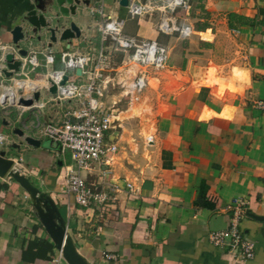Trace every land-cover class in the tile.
<instances>
[{
	"label": "crops",
	"instance_id": "1",
	"mask_svg": "<svg viewBox=\"0 0 264 264\" xmlns=\"http://www.w3.org/2000/svg\"><path fill=\"white\" fill-rule=\"evenodd\" d=\"M36 4L49 15L57 13L54 0H0V44L15 45L11 30ZM189 9L183 24L192 25L193 34L186 46L171 41L173 63L156 70L144 90L133 86L140 67L127 68L126 62L102 84L101 100L113 121L106 141L116 150L92 162L83 175L98 182L106 173L115 199L107 207L77 204L66 191V166L73 164L65 159L73 160L71 153L51 142L42 146L39 125L57 120L75 103L41 99L44 108L9 111L0 103V126H17L7 146L33 150L31 163L18 159L23 171L55 201L76 250L89 264H264V110L256 104L264 101V0H192ZM102 12L126 17L128 8L119 0L83 4L77 15L80 38L52 48L58 54L65 49L97 53ZM232 12L246 23L231 29ZM131 29L169 43L148 18L135 19ZM35 36V42H50L48 36L42 34V42ZM19 44L28 49L31 38ZM122 100L128 106L119 108ZM18 129L40 144L22 142ZM237 199L246 201L243 232L256 242L255 257L247 261L208 238L211 231L229 228L228 206ZM38 222L26 190L0 177V264H70L64 256L56 260L59 249L44 226L35 229ZM34 239L48 240L54 251L30 245Z\"/></svg>",
	"mask_w": 264,
	"mask_h": 264
},
{
	"label": "built area",
	"instance_id": "2",
	"mask_svg": "<svg viewBox=\"0 0 264 264\" xmlns=\"http://www.w3.org/2000/svg\"><path fill=\"white\" fill-rule=\"evenodd\" d=\"M191 2L192 0H131L127 8L131 18L148 11H159L163 14L160 28L164 33L180 30L182 37L188 38L193 34L194 27L187 23L182 27L175 26L171 15L177 9L189 8ZM168 12L170 16L167 17ZM101 14L103 18L98 24L101 48L97 53L86 54L80 50L65 49L57 55L52 47L40 48L31 37L28 54L21 56L18 46L0 44V103L4 109L44 108L47 102L41 98L31 105L19 103V98L33 97L35 92L43 89L50 92L52 85L57 86V92L52 94L54 102L75 103L69 105L57 120L40 124L39 132L41 136L58 141L63 152L71 153L75 167L66 166V191L73 195L77 204L85 207H107L115 202L109 193L113 188L104 180L106 173L102 174V180L89 182L83 171L89 170L92 162L101 161L108 152L116 150V146H108L106 142L113 121L111 109L106 108L101 100V87L106 83L109 73L115 69L118 54L124 56L123 62L140 67L134 78V87L138 91L149 85L156 70L165 68L168 58L167 48L158 40L127 35L126 17L105 16L103 12ZM7 51H15L22 61L20 70L13 76L4 73V68L7 67L4 54ZM70 71H73V75H70ZM65 75L68 79L61 83ZM10 79L13 80L11 84ZM256 104L264 110V101ZM3 133H0V143L10 144L9 136ZM22 160L15 159L21 167ZM245 205L244 199H237L235 205H229L228 208L232 211L229 228L211 231L208 235L213 245L226 248L241 261L254 258L256 250V242L246 237L241 227L246 212ZM103 254L109 259L117 258L116 254ZM62 256V251L59 250V258L56 260L59 261Z\"/></svg>",
	"mask_w": 264,
	"mask_h": 264
},
{
	"label": "water",
	"instance_id": "3",
	"mask_svg": "<svg viewBox=\"0 0 264 264\" xmlns=\"http://www.w3.org/2000/svg\"><path fill=\"white\" fill-rule=\"evenodd\" d=\"M91 0H54L56 15L47 14L39 7H33L28 10L15 25L12 32V41L20 49L18 53L26 56L28 50L20 47V42L37 35L42 38V34L50 39V42L68 41L69 46L74 38H80L82 28L77 22L78 9L83 4H89ZM131 0H119V4L128 7ZM32 34V35H31ZM4 61L7 67L4 73L7 76H13L15 72L20 70L22 61L15 51H7L4 54ZM80 69L78 70V73ZM68 76L65 75L61 83H65ZM50 92L55 94L57 86L52 85ZM41 92L37 91L33 97L19 98V103L23 105H31L39 100ZM21 138L22 142L30 145H39L40 139H36L31 135H25L21 129L15 130ZM9 145V144H8ZM7 146V145H6ZM11 146V145H10ZM9 146V147H10ZM20 146V144H18ZM0 148V177L7 179L13 178L27 192L38 220L44 226L45 230L52 237L56 247L62 251L63 256L70 264H89L86 259L75 248L72 237L69 233L67 222L62 216L61 211L51 197H46L45 193L35 185L29 177L24 173L23 168L17 165L12 157L7 156L8 148Z\"/></svg>",
	"mask_w": 264,
	"mask_h": 264
},
{
	"label": "rangeland",
	"instance_id": "4",
	"mask_svg": "<svg viewBox=\"0 0 264 264\" xmlns=\"http://www.w3.org/2000/svg\"><path fill=\"white\" fill-rule=\"evenodd\" d=\"M190 6H191V3H190ZM108 11H109V8L106 9V12H108ZM190 14H191V12H190V9L189 8L177 9L176 12L171 15L173 17L175 26L182 27L183 22H184L183 19L188 20ZM162 15L163 14H161L159 11L153 10V11H148L147 13H145V14H143L141 16H137L135 18H131V14L130 13L129 14L127 13V15H126V18H127V22L126 23H127V25H126L125 33L127 35H130V36H137V37H141V38H145V39H156V40H158L157 38L145 37V36L140 35V34L134 35L135 33H132L134 30H132L131 27H132L133 22L135 21V19L148 18L149 20H151L154 23L155 29H157V31L159 32V34L161 35V37L163 36L164 37V40L166 39V40L169 41V43H164L161 40H158L161 44H163L167 48L168 58L166 60V66H169V65H171L173 63L172 56H171V53H170V47H169L170 43H172L175 39H179L181 41V44L184 45V46H186V41L188 40L189 37L188 38H183L182 35H181L180 30H175L174 32H171L169 34L164 33L162 31V29L160 28V23H161V20H162ZM168 16H170V12L167 13V17ZM165 17H166V15H164V18ZM178 20H179V22H178ZM226 41L227 42H230L232 45L235 43L234 40H232L230 38H228ZM89 50L90 49H88V50H82V52L88 54L89 53ZM54 51L56 52V54H58L60 52L59 50L58 51L54 50ZM123 59H124V57L122 56L121 53H119L118 56H117V59H116L117 60V65L124 67L125 65H124ZM128 67H130V65H128L127 68ZM163 71H164V69H163ZM70 75H73V71H70ZM12 82H13V80L10 79L9 80V84H11ZM133 84H134V78H133ZM40 98L43 99V100L49 101V100H51L53 98V95L47 89H43L41 91ZM118 106H119V108H124V107L128 106V104L125 103V100H122L119 103ZM0 114H1V112H0ZM0 118H1V121H3L2 120V117H0ZM143 121L144 120L142 119V122ZM16 127L17 126L14 127L12 124H10V125L4 124V125L0 126V133H3L4 132L3 134L8 135L9 138H11V137L12 138H15L16 135L14 133V129ZM26 132H27V129H26ZM49 142H51L52 144H54L57 147V149L59 151H61V144L58 143L55 140H52L51 138H48V137H44L42 146L50 147ZM4 147H9V146H6L5 144L0 143V148H4ZM37 151H38V149H37ZM32 152H33V150L31 151V149L29 151H23L21 149H14L13 150L11 148H8L7 156L8 157H12V158H17V159H19L20 157H24L25 158V161L27 163V162H30L29 160H31V156L33 154ZM63 157H65V156H63ZM65 163L75 165L74 160L67 159V158L65 159Z\"/></svg>",
	"mask_w": 264,
	"mask_h": 264
},
{
	"label": "trees",
	"instance_id": "5",
	"mask_svg": "<svg viewBox=\"0 0 264 264\" xmlns=\"http://www.w3.org/2000/svg\"><path fill=\"white\" fill-rule=\"evenodd\" d=\"M236 23H240V24H244L246 23L245 18L242 15H239L237 13H230L229 14V26L231 29H234L237 27ZM1 118H0V123H1ZM7 188L8 185L6 184V186H4V188ZM43 225L41 224V222H38L37 225H35V229L42 227ZM32 246L35 247H46L47 251H54L55 246L53 243L49 242L48 240H44V239H34L33 241H31Z\"/></svg>",
	"mask_w": 264,
	"mask_h": 264
},
{
	"label": "flooded vegetation",
	"instance_id": "6",
	"mask_svg": "<svg viewBox=\"0 0 264 264\" xmlns=\"http://www.w3.org/2000/svg\"><path fill=\"white\" fill-rule=\"evenodd\" d=\"M36 6L39 7V6L36 4V5H33L32 8H33V7H36ZM35 35H36V34H35ZM37 36H38V34L35 36V37L38 39V41H39V42H42V41H41L42 38L40 39V38H38ZM35 43H38V42H35ZM52 45H53V42H52V43H51V42H46L45 44L38 43V46H40V48L52 47Z\"/></svg>",
	"mask_w": 264,
	"mask_h": 264
},
{
	"label": "bare ground",
	"instance_id": "7",
	"mask_svg": "<svg viewBox=\"0 0 264 264\" xmlns=\"http://www.w3.org/2000/svg\"><path fill=\"white\" fill-rule=\"evenodd\" d=\"M211 70H212L213 72L215 71V69H214V68H212ZM209 81H210V79H209ZM132 107H133V106H132ZM131 109H132V108H131ZM132 112H133V111H132ZM138 113H139V112H138Z\"/></svg>",
	"mask_w": 264,
	"mask_h": 264
}]
</instances>
